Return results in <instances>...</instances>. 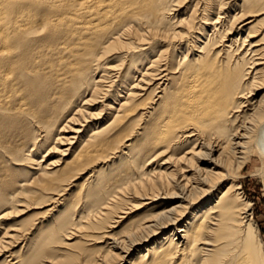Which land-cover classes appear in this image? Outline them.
I'll use <instances>...</instances> for the list:
<instances>
[{
  "label": "bare ground",
  "instance_id": "6f19581e",
  "mask_svg": "<svg viewBox=\"0 0 264 264\" xmlns=\"http://www.w3.org/2000/svg\"><path fill=\"white\" fill-rule=\"evenodd\" d=\"M30 121L61 155L35 164L45 213L126 161L67 239L123 218L127 197L172 203L81 264H264L240 182L257 154L264 181V0H0V229L33 182L15 189L7 167L35 150ZM32 233L6 232L3 264Z\"/></svg>",
  "mask_w": 264,
  "mask_h": 264
},
{
  "label": "rangeland",
  "instance_id": "374dc122",
  "mask_svg": "<svg viewBox=\"0 0 264 264\" xmlns=\"http://www.w3.org/2000/svg\"><path fill=\"white\" fill-rule=\"evenodd\" d=\"M176 7L178 8V6ZM171 9H175V6ZM178 17L182 18L181 16ZM176 20H173V26H176ZM143 56L142 54L136 58H138V61H141ZM30 122L33 132L31 133L29 142L31 143L30 145L36 143L35 150L33 152L24 151L18 157L17 163L9 164L7 167L9 168V180L12 186H15V189H21L19 185L21 181L33 182L26 188V192L29 194L20 196L12 207L8 208L11 209V215L2 220L0 229V244L4 240L6 232H12L16 229H21L22 232H27L30 228L33 230L32 234L26 235V238H28L27 246L20 251L21 247L24 246V244H21L14 250L20 260L19 264H52L56 262L57 264L95 263L110 251L108 243H112V240L108 239L109 236L123 238L134 224L144 222L155 211L172 204L168 200L152 203L150 200L127 197L125 198V203L129 211L127 210V214H121L124 215L123 218H115L113 214H110L108 222L102 229H86L85 226L83 230H80L77 235L72 237V240L67 239L71 229L74 228L73 224L78 227L84 225L81 220L90 212L97 211L100 204L107 199L111 193V188L107 189V185L110 184L113 177L123 170L126 161H122L123 159L121 160L118 157L102 159L100 163L89 169L76 182L77 184L84 182V185L79 189L73 188L69 195L66 196L65 206L69 207L66 212H63L65 206H61L55 211L45 213V210L49 208L46 205L48 203L47 199L44 204L43 200H39L38 198L39 193L30 192L42 191V188L37 185L41 177L36 173L37 166L35 164L40 162L46 151L54 145L51 143L52 140L41 137L45 136V133L40 136V130L35 126L34 122ZM54 147V151L46 157L48 161L44 165L61 157L59 155V145ZM66 147L68 145H63V149ZM78 147L80 145H77ZM66 158L68 160L71 156L68 155ZM42 163L44 162L42 161ZM258 165H260V158L257 154L255 157H252V161L248 162L242 170L240 182L243 189V199L252 204L254 225L264 244V181L261 175H257L256 173ZM92 172H95L94 176L85 181L86 177ZM30 195L33 197H28ZM35 197L37 200L32 202L31 199ZM207 202L205 201V204ZM201 206L204 205L201 204L198 207ZM102 233H107L108 237L101 238ZM86 234L89 236H86ZM54 235L56 236V240H50ZM69 243H74V245L69 247ZM139 246V248L134 250L131 258L143 252L142 243ZM5 256L0 255V264L4 263ZM128 258L122 264H128L130 257Z\"/></svg>",
  "mask_w": 264,
  "mask_h": 264
}]
</instances>
